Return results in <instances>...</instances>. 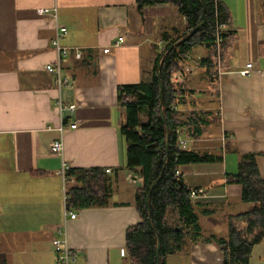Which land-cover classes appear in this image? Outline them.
<instances>
[{"label":"crops","instance_id":"crops-1","mask_svg":"<svg viewBox=\"0 0 264 264\" xmlns=\"http://www.w3.org/2000/svg\"><path fill=\"white\" fill-rule=\"evenodd\" d=\"M220 1L228 9L233 35L219 77L200 66L190 72L178 69L172 79L178 89L174 109L184 122L181 148L220 158L182 164L176 173L186 186L203 190L192 199L201 233L208 229L205 218L217 208L241 200L240 185L229 183L227 176L237 173L242 155H255L264 179V164H259L264 159L260 0ZM53 6L56 19L37 13ZM56 23L66 28L59 42L68 50L61 63L69 83L60 89L45 69L58 57L52 45ZM186 26L170 3L138 11L135 0H0V254L6 264H56L52 239L58 228L65 229L75 252L72 264H133L124 236L128 226L141 220L135 193L142 177L125 166L127 143L119 130L125 109L118 102V87L150 81L160 46ZM119 37L122 42L114 45ZM194 49L200 57L207 54L201 45ZM248 62L252 73L243 76L239 69ZM58 97L64 104L75 103L74 111H59ZM60 125L65 126L61 134ZM60 138L58 155L50 143ZM63 163L66 169L109 168L107 204L67 208L74 181L62 176ZM66 208L75 218L64 215ZM229 214L228 220L236 215ZM167 223H178L175 210L167 212ZM185 241L194 246L188 235ZM181 251L168 255L166 263ZM249 263L264 264V240L253 247Z\"/></svg>","mask_w":264,"mask_h":264},{"label":"trees","instance_id":"trees-1","mask_svg":"<svg viewBox=\"0 0 264 264\" xmlns=\"http://www.w3.org/2000/svg\"><path fill=\"white\" fill-rule=\"evenodd\" d=\"M135 1L138 11L145 5L170 3L177 7L187 23L183 33L166 39L164 48L157 54L150 81L118 87V102L125 109L124 123L119 129L127 143L125 166L142 177V185L135 193L141 220L126 228L124 237L127 256L133 264H167L168 255L182 250L186 235L193 243L203 238L193 207L194 200L190 197L191 188L176 174L178 166L220 159L179 147V132L176 130L180 131L184 122L174 109L178 89L172 82V71L181 68L184 54L190 53L198 45L207 51V56L200 62L208 69L215 53L216 37H220L221 49L225 53L226 42L233 31L230 29L228 9L220 0ZM259 15L264 20V0H260ZM201 22L203 24L196 32L171 47ZM159 105L164 120L160 117ZM65 175L74 181L68 190L67 208L83 209L107 204L112 182L103 169L71 167L66 169ZM259 176L254 154L242 155L237 173L227 176L229 183L240 185L241 200L252 206L229 218L225 237L213 238L221 251L222 264H249L253 247L264 240V179ZM170 209L177 213L176 224L167 223V212ZM158 240L159 260L156 263L155 248ZM0 264H6L2 254Z\"/></svg>","mask_w":264,"mask_h":264},{"label":"built area","instance_id":"built-area-1","mask_svg":"<svg viewBox=\"0 0 264 264\" xmlns=\"http://www.w3.org/2000/svg\"><path fill=\"white\" fill-rule=\"evenodd\" d=\"M56 6L53 7H40L37 9V13L40 15L43 14H49L53 19H56ZM55 36L54 39L52 40V45L54 46V49L57 52V59L55 61L46 63L45 65V69L51 73L54 77V81L56 83V86L58 89H60L63 85H66L69 83V78L63 74L62 72V58L68 55V50L66 47H63L60 42H59V38L62 37V34H64L66 32V28L65 26H63L62 24L59 25L56 23L55 26ZM219 29H221V27H219ZM122 42V38H118L117 40H115V42L113 43L114 45H117L118 43ZM215 52L217 51V54L219 53V50L221 49V39L219 36L216 37L215 40ZM163 49V46H160V50ZM108 49L106 48L105 51H107ZM189 54L190 53H185L184 54V65L186 63V59L189 58ZM75 56L77 58L80 57V52L75 51ZM195 62V61H194ZM201 65V63H200ZM217 66H218V72L220 73V59H219V55L217 57ZM174 72V70L172 71V73ZM239 72L241 75L243 76H248L251 74L252 72V63L248 62L245 64L244 68L239 69ZM56 106L58 108L59 111L62 110H69L74 111L76 104L75 103H63L62 99L60 97L57 98L56 100ZM70 128H75L76 127V123H70L68 125ZM65 126L60 125L58 127V130L60 132V134L62 133L63 129ZM176 132L178 133L179 131L176 130ZM179 140V147H181L185 142ZM50 150L52 153L54 154H58L61 155L62 151H63V143L61 138L60 139H56L53 142L50 143ZM66 166L63 163L62 167H61V174L62 176L65 178V172H66ZM106 172H109V168L105 169ZM177 173V171H176ZM133 178L136 177L133 176ZM200 195H203V190L202 189H191L190 190V197L191 199H198V197H200ZM67 198L66 195H64V199ZM64 215L66 217H70V219L75 218L76 214L74 212H72L71 210L67 209L65 210ZM66 226V225H65ZM52 244L55 248V260H56V264H72V262L74 261L75 258V252L71 249L69 243H68V239L66 237V231L65 229H57V237H54L52 239Z\"/></svg>","mask_w":264,"mask_h":264},{"label":"rangeland","instance_id":"rangeland-1","mask_svg":"<svg viewBox=\"0 0 264 264\" xmlns=\"http://www.w3.org/2000/svg\"><path fill=\"white\" fill-rule=\"evenodd\" d=\"M223 51H224L223 48L219 50L218 54L216 51L214 55L212 56L213 58H211L209 62L211 67H209L208 69L211 71H214L213 77L215 76V78L219 77L218 66H217L218 55L220 59V65H222L224 62L223 59L225 58V53H223ZM198 55H201V54H198L197 52H195V49L193 53V50H192L189 54V58L186 59L185 65H183L181 68H178V69H183L184 72H190V71L195 70L196 68L198 69L201 68L200 66H204L202 64L200 65L201 63L200 60L202 61V59L205 58L207 55L203 57H200ZM175 77H176V74H172L173 80H175ZM259 164L263 165L264 159H261V162ZM223 206H224L223 209L217 208L216 213L214 215H210L207 218H205V220H207L208 229L205 230L203 233H201L203 238H201L200 240H197L195 243L190 241V243L194 245L193 246L194 248L190 244H188V241H185L186 246L182 247L183 249L181 253L170 256L171 257L169 258V260H171L169 261L170 264L174 262H183V264H222V260H221L222 254L219 249V246L217 245L214 239H211L210 235L225 237L227 235L226 233L227 228H228L227 217H229L230 215L229 213L233 211L234 214H236L238 212L249 209L251 205L248 202L244 203V201L239 200V202L237 203H227L226 202ZM200 220L203 221L201 217H200Z\"/></svg>","mask_w":264,"mask_h":264},{"label":"water","instance_id":"water-1","mask_svg":"<svg viewBox=\"0 0 264 264\" xmlns=\"http://www.w3.org/2000/svg\"><path fill=\"white\" fill-rule=\"evenodd\" d=\"M202 24H203V22H201L196 27L191 29L185 36H183L182 38L178 39L171 47L176 46L180 42L186 40L189 36H191L194 32H196L202 26ZM171 47H169V48H171ZM158 83H159L160 92H161L162 86H161V83H160V80H159V74H158ZM159 112H160L161 119L164 120V116H163V112H162V109H161V105H159ZM165 127H166V131H168V127L167 126H165ZM156 181H157V179L152 183V185L150 187V191H149V193L147 195V199H148V197L150 195V192H151L152 188L155 186ZM155 249H156V259H157L156 263H157L158 260H159V240H158L157 248H155Z\"/></svg>","mask_w":264,"mask_h":264}]
</instances>
